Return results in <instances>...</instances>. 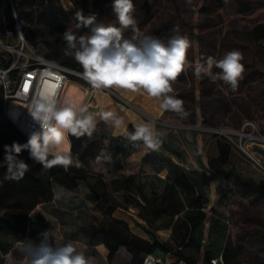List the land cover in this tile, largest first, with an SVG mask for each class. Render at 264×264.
<instances>
[{
  "label": "trees",
  "instance_id": "1",
  "mask_svg": "<svg viewBox=\"0 0 264 264\" xmlns=\"http://www.w3.org/2000/svg\"><path fill=\"white\" fill-rule=\"evenodd\" d=\"M28 0H18L19 15L21 19L26 20L28 24L25 27V37L34 45H37V38L40 34L39 26H35L33 12L24 10V5ZM36 0L29 1L33 4ZM43 5L42 11L38 17L44 18L47 24L52 28V39L44 40L46 46L44 57L52 59L59 64L67 66L77 72L83 71L81 66L75 61L72 55H65L67 47L62 34L66 29L71 28L77 36L89 32L87 28L76 29V20L74 14L82 9L85 16L95 14L97 23L117 24L115 14L112 10L113 0H70L73 7L67 11L57 0H39ZM139 0H133L136 7ZM180 0H154L153 5L140 10V18L137 26L141 35H154L161 38L165 43L174 35L186 36L190 41V47L187 52V59L191 62L192 68L182 73L173 83L174 95L184 101V109L190 112L192 119L197 122L198 107L201 111L204 109L205 101L212 100L214 97L223 101L224 96L218 91L221 89L233 98L237 106V111H245L248 116L244 119H254V104L249 99L245 100L243 95L249 91V86L253 83L264 81V20H256L251 26L241 31L237 28L226 26L223 23L221 12L226 6L225 0H190V4L183 8ZM163 5L168 11V16L160 18L153 23L158 12L156 8ZM153 7V8H152ZM205 16L208 20L205 23L195 22L194 14ZM27 18V19H26ZM118 26V25H117ZM132 35L131 30H127L126 38ZM220 39V40H219ZM220 41L219 43H217ZM198 43V50L196 45ZM237 50L242 53L245 71L243 78L239 81L238 88L233 91L231 87L223 81L212 82L209 78H198L194 75V67L198 63L206 61L207 57L212 56L215 59H221L227 51ZM252 58L249 61L248 58ZM257 63L261 65L257 66ZM10 63L0 51V68L9 67ZM213 68V72H219ZM17 72L11 71L10 77H16ZM198 84V86H197ZM5 88L0 83V99L4 98ZM127 93V92H125ZM106 94V93H105ZM128 94V93H127ZM264 97V89L261 92ZM106 96V97H105ZM100 97L99 110H109L107 106L108 95ZM129 97H131L128 94ZM116 101H120L113 96ZM82 103V101L80 102ZM212 103V102H211ZM200 104V105H199ZM199 105V106H198ZM99 111L96 112V114ZM202 117V116H201ZM237 125L240 127L243 122ZM255 120V119H254ZM204 127H217L213 124L203 122ZM133 128V125H129ZM10 133L0 141V231L19 236L23 227H17L15 222L7 216V213L17 212L23 216L34 210L40 204L53 201L56 186H61L67 190H74L80 184L88 182L90 178H95L96 182L89 185L90 191L96 200L100 203V208L104 211L106 220L101 221L98 226L93 227L97 233L103 236V244L108 250V261L114 264V258L121 247H125L131 253L129 264H142L143 258L147 253L157 251H173L177 259L185 261V264H213L211 259L220 253L223 254L224 264H244L240 255L246 253L252 264H260V257L241 244H235L234 241L225 236L226 224L221 223V218H214L204 210V186L210 178H230L235 171L230 168V159L232 154L231 142L211 131H203L213 137L217 153L209 157V173L206 171H186L177 164L170 165V176L167 178L161 192H153L149 197L142 193L145 202L136 200L135 206L141 210L139 217L151 228L154 220L163 216H168L169 220L164 226H172L173 234L180 235L182 245L172 247L169 242L161 241L152 229H145L150 239L144 238L134 233L128 222L122 218L113 216V212L121 202L111 201L108 189L109 183L101 177L100 174L93 173L83 165L77 169L70 168L65 173L62 168L56 167L49 171L35 163L29 156L27 150L23 151L18 158L23 159L29 164V171L23 179L19 181L6 180V167L3 160L5 156V145H11L13 142L26 143L28 138L8 120ZM71 152L79 160H86L90 155L96 154L99 137L97 130L93 133L91 139L87 136L80 139L70 137ZM105 150V155L110 158L125 152L121 144H101ZM137 174H128L114 177L111 184L115 185L114 191H126L131 193L134 190L135 182H138V188L143 192L144 183L138 179ZM244 185L250 189H258L264 192V181H256L254 178L244 179L239 177ZM145 212H144V211ZM209 222V232L217 233L224 237V244L219 245L213 242H207L205 235V224ZM142 225L140 222H137ZM25 225V223H24ZM144 225V224H143ZM146 227V225H144ZM148 228V227H147ZM261 239L264 241V231H261ZM180 240V241H181ZM185 243H193L198 248V255H188L184 252ZM19 246L14 242L0 239V262L6 264L3 254L9 251L13 252L15 264H25L23 256L18 251Z\"/></svg>",
  "mask_w": 264,
  "mask_h": 264
},
{
  "label": "rangeland",
  "instance_id": "2",
  "mask_svg": "<svg viewBox=\"0 0 264 264\" xmlns=\"http://www.w3.org/2000/svg\"><path fill=\"white\" fill-rule=\"evenodd\" d=\"M17 1L0 0V51L3 52L4 57L9 61L10 65L14 64L15 60L17 61V57L14 54V49L12 51L6 49L8 45L16 47L19 40L24 39L32 50L37 54L44 55L46 46L43 41L50 40L53 36L52 28L47 24L48 21L38 17L39 12L44 9L43 5L39 0H36L33 4L29 3L32 0H28L24 5V10L26 12H33L34 21H37L34 26L31 23V29L34 30V27L37 25L41 30L37 38V45L32 44L25 37V27L29 22L27 23L26 20L20 18ZM139 1L133 13L137 22L140 18V10L148 8L150 5L152 6L154 2V0ZM57 2L62 4L64 8L67 6L68 10L73 7V3L70 0H57ZM203 2L204 0H201L200 3ZM225 2L226 6L221 12L225 26L229 24L231 27L245 31L254 21L264 20V0H225ZM179 3L183 8H186L191 2L190 0H180ZM155 10L158 12V16L153 19V23L157 22L160 18L168 16V11L163 5ZM194 19L198 24L205 23L208 20L198 12L194 14ZM198 48L197 43L196 49L198 50ZM248 59L252 61V58L249 57ZM23 64L22 62L18 67H15L17 74L22 71V67L20 68L19 66H23ZM258 65H261V63H257ZM262 67L264 69V62ZM80 74L81 72H79V75H71L69 80L76 81L80 89L84 91L85 96L79 100V103L82 101L93 114L99 111L100 97L107 94L110 98L107 101L108 109H111L114 113L117 114L124 111L137 113L145 120L156 125L157 131L167 132L164 133L159 150H157V153L161 154V160L163 161L158 162L155 159V152L154 154L149 153V158H147L146 165L144 166L141 163L142 153L139 152L142 142H132L125 135H112L111 130L113 127L100 121L96 127L99 137L98 148L95 151L96 154L92 153L86 160H80L86 169L100 174L102 178L107 180L110 184L108 192L111 201L121 202L122 206H125L124 203L132 204L135 207L133 213L138 216L141 209L135 206L136 200L144 203L145 199L142 193L149 197L155 191L161 192L165 184L164 180L170 176V165L177 164L179 166L173 160L172 157L174 156L171 155L172 153L179 155L180 151L185 156L184 163L190 168L189 170L193 171L201 170L202 166L199 164V157L203 152L207 154L208 158L217 153L213 137L203 133V131H206L205 127L202 126L203 122L217 127H228L237 130L239 128L237 125L245 120L244 116H248L245 111L241 110V113L244 115L242 116L237 111L233 98L221 89L218 92L223 96L225 94L224 100L219 101L215 97L212 100H206L202 111L198 107L197 122L192 119L190 112L186 109V117L170 110H165L161 115H153L150 111L143 108V104H149L147 106L150 107L151 103H155L146 94L140 93L141 97H138V95L129 97L124 90H93L81 78ZM9 80L11 83L13 77H10ZM263 89L264 81L253 83L249 86V91L246 95H243V98L253 102L255 110L254 119L257 122L259 130L264 134V97L261 94ZM113 96H116L120 101H116ZM132 125L133 128L129 127V132L134 131V124ZM192 132H196L195 134H199L202 137L203 145L201 151L195 150L196 143L190 138V136L192 137ZM9 133L8 118L5 114L3 98L0 99V141ZM222 137L231 142L232 154L229 166L235 171L236 175L230 178H210L207 181V184L204 186V210L214 218H221V223L226 224V238H230L235 244H241L254 254H258L260 257L259 263L264 264V241L261 239L260 234L261 231H264V192L254 188H247L239 178H254L256 181H264V146L251 145L248 142L250 144L248 146L249 152H246L240 147V136L236 133H232L231 136ZM106 143H119L125 152L119 154L117 158H102L100 161H97V155L101 153V150H104L101 144ZM73 158L77 159L75 155H73ZM174 158L177 159L176 157ZM196 166L198 169H195ZM128 174H137L139 176L138 179L144 183L143 192L138 188L139 181L135 182L133 185L134 190L131 193L123 190H113L115 185L111 184V180L114 177ZM160 174L163 176L161 177ZM95 182V178H90L87 183H82L80 188L72 192L61 186H56L57 192H60L61 189L64 190L60 199H56L52 203L40 204L34 210L27 213L26 216L17 212L7 213V216L15 222V225L23 227V229H21L22 231L19 236L0 231V239L14 242L17 246H19L20 241L25 239H31L39 243V233L50 230V234L56 242H74L77 250L83 252L90 259L91 264H110L108 253L102 242L103 236L100 232L97 233L93 230V227L98 226L101 221L106 220L104 211L99 206L100 203L96 202L88 188V184L92 185ZM168 220V216L154 220L151 228L145 221L142 222L140 220V222L146 225L145 229H152L153 231L160 229L159 234L162 240L169 242L166 239L168 238L167 232L161 227L168 223ZM209 226V222H206L204 227L206 241L219 245L224 244L225 236L222 237L215 232H209ZM172 239L173 242H169L172 247H178L183 244L178 234L172 236ZM183 250L188 255L195 257L198 255V248L193 243H185ZM127 256V253L122 251L117 258H114V264H129L130 261ZM247 258L249 257L246 253L240 255V259L244 264H252L251 260Z\"/></svg>",
  "mask_w": 264,
  "mask_h": 264
},
{
  "label": "clouds",
  "instance_id": "3",
  "mask_svg": "<svg viewBox=\"0 0 264 264\" xmlns=\"http://www.w3.org/2000/svg\"><path fill=\"white\" fill-rule=\"evenodd\" d=\"M112 10L117 24L108 25L97 23L95 14L85 16L82 9L77 10L74 14L75 28H87L89 32L77 36L71 28L66 29L62 34L67 45L65 55L74 57L83 69L81 78L93 90L144 93L160 101L162 109L186 117L184 101L174 95L173 83L193 67L187 59L191 46L188 38L174 35L165 43L154 35H141L133 15V0H113ZM127 30H131L130 38L125 36ZM242 60L243 55L237 50L227 51L218 60L209 56L205 62L195 65L194 75L207 77L212 82L223 81L235 91L245 71ZM214 67L220 71L213 72ZM28 110L40 129L33 131L26 143L13 142L4 146L6 180L19 181L29 171V164L18 158L25 150L44 170L60 167L68 173L70 168L82 166L78 158H73L70 137L80 139L87 136L91 139L100 121L114 129L126 130L127 127L123 118L113 111L101 109L93 114L83 103L61 100L56 91H41L33 96ZM161 135L151 122H139L134 125L128 139L140 141L144 148L157 151ZM102 158L109 159L104 150L96 160ZM63 193L61 189L54 193V198L60 199ZM39 237V243L31 239L20 241L18 251L25 264H91L90 259L77 250L74 242H56L50 230L39 233ZM3 256L6 264H15L12 251ZM150 259H146L145 264H149Z\"/></svg>",
  "mask_w": 264,
  "mask_h": 264
},
{
  "label": "built area",
  "instance_id": "4",
  "mask_svg": "<svg viewBox=\"0 0 264 264\" xmlns=\"http://www.w3.org/2000/svg\"><path fill=\"white\" fill-rule=\"evenodd\" d=\"M18 46L8 45L7 50L14 49L17 57L14 64L9 67L0 68V83L4 85V107L5 114L20 131L29 138L33 131L40 129L39 124L33 119L29 112V104L33 96L38 95L41 91H56L60 98L61 90L65 87L71 75H79V72L59 64L58 62L48 59L41 54H37L25 40H19ZM24 63L22 71L13 78L10 83V73ZM9 83V84H7ZM12 102L14 111L11 112ZM19 108V112L16 111ZM206 131L217 133L219 136H231L236 133L240 136V147L249 152L248 146H264V134L259 130L257 122L247 119L237 129L228 127H205ZM250 142V144H248ZM149 264H185L184 260L177 259L173 251H157L147 253L143 258V263L148 258ZM213 264H224L223 254L211 259Z\"/></svg>",
  "mask_w": 264,
  "mask_h": 264
},
{
  "label": "crops",
  "instance_id": "5",
  "mask_svg": "<svg viewBox=\"0 0 264 264\" xmlns=\"http://www.w3.org/2000/svg\"><path fill=\"white\" fill-rule=\"evenodd\" d=\"M126 92L130 96H132V95L133 96H137L138 95V97H141V94L140 93L135 94L133 92H128V91H126ZM148 97H147V99L151 98V97H149V98ZM151 99H153L155 101V103H151L150 107L147 106L149 104H143V108H145L148 111H150L153 115H161L165 111V109H162L160 107V101H158V100H156L154 98H151ZM107 101H108V98H107ZM109 110L112 111L111 109H109ZM117 115L123 118V120H124V122H125V124H126L127 127H126V130L124 128H120V129H115L116 131L114 130V128H112V130H111V134L112 135H119L120 134V135H125L126 137H128V135L131 133V132H129V125L130 124H134L135 125L136 123H139V122H150L148 120H145L143 117H141V115H138L137 113H130V112H125L124 111L122 113H117ZM154 126H155V129L157 131L156 125H154ZM158 132L162 134L161 137H160V139H162V137L164 136V133H167V132H161V131H158ZM195 133L196 132H192L191 133L192 134V137L190 136V138H192L191 140L194 141V143H196V149L195 150H200L201 151L202 145H203L202 137H201V135L195 134ZM185 136H186V134H185ZM172 150H174V149H172ZM139 152L142 153V156L143 157H142L141 163L144 166L146 165L147 158H149V153H153L154 154V152H155L156 153L155 159L158 160V162L159 161H163V160H161L162 158L160 156L161 155L160 153H157V151H152V150L146 149V148L143 147V145H142L141 149L139 150ZM171 155H173L174 157L177 158V159H175L174 157H172L173 160L179 164V166H181L182 168H184L186 171H188L190 169L184 163L185 156L182 153H180V151H179V155H176V154H173V153ZM199 164H200V166H202L201 170L206 171L207 173H209V170H208V168H209V158H208V156H207V154L205 152H203V154L199 157ZM195 169H198L197 166L195 167ZM201 170H199V171H201ZM152 173H154V171H152ZM162 176L163 175H161V177ZM166 180L167 179H165L164 181L166 182ZM81 186L82 185L80 184L76 189L80 188ZM88 188H89V186H88ZM76 189H74V190H76ZM89 190H90V188H89ZM72 191L73 190H70V192H72ZM65 193H69V192H65ZM55 200H56V198L53 201H51V203L54 202ZM96 202H98V200H96ZM124 205L125 206H122V205L121 206H118V208L115 209V211L113 212V216L118 217V218H122V219L126 220L128 222V224H129V226H130V229L134 233H136V234H138V235H140V236H142L144 238L150 239L149 234L144 229V225L145 224L143 225V223L140 222V220L142 222H143V220L138 215H135L133 213V210H134L135 207H133L132 204H128V203H124ZM137 222H140L142 225H139ZM161 227L164 228L163 230H165V232H167V234H168V238H166L167 241H169V242L172 243L173 242L172 236L175 235V234H173L172 226H170V227L161 226ZM154 232L157 234L158 238L161 241H164L160 237V234H159L160 229H158V230H156ZM104 247H105V245H104ZM105 249H106V251L108 253V250H107L106 247H105ZM122 251H124L125 253H127V255H128L127 257L129 258V261H130L131 260V257H132L131 256V253L129 251H127V249L125 247H121L119 249V251H118L117 255L115 256V258H117V256Z\"/></svg>",
  "mask_w": 264,
  "mask_h": 264
},
{
  "label": "bare ground",
  "instance_id": "6",
  "mask_svg": "<svg viewBox=\"0 0 264 264\" xmlns=\"http://www.w3.org/2000/svg\"><path fill=\"white\" fill-rule=\"evenodd\" d=\"M85 96L84 91L82 89H80V87L77 85V82L74 80H69L65 87L63 88V90H61L60 93V99L64 100H70L76 103H79L80 99H83ZM15 104V102H12V108H11V112L14 111L13 105ZM18 110L16 111L17 113L19 112V108H17Z\"/></svg>",
  "mask_w": 264,
  "mask_h": 264
}]
</instances>
